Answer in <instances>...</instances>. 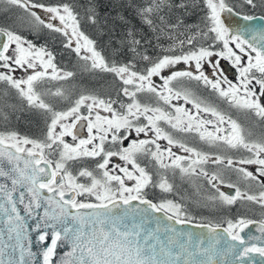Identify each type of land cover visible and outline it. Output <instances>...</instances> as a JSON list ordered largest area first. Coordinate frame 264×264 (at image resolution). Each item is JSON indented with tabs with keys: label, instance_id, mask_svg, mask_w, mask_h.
I'll return each mask as SVG.
<instances>
[{
	"label": "snow or ice",
	"instance_id": "snow-or-ice-1",
	"mask_svg": "<svg viewBox=\"0 0 264 264\" xmlns=\"http://www.w3.org/2000/svg\"><path fill=\"white\" fill-rule=\"evenodd\" d=\"M0 4L23 10L11 26L0 27V37L4 38L0 41V69L4 70L0 71V83L15 90L30 107L41 110L45 123L38 138L16 132L0 134V178L11 182V188L0 184V197L5 201L0 204V212L6 216L9 240L13 234L17 240L12 252L7 253L9 258L0 259V264H39L30 242L27 249L20 243L27 228L14 198L18 188L27 192V202L21 191L19 203L28 216L36 219L39 213L35 210L43 208L34 229L39 233V242L46 244L41 253L43 264H54L61 243H69L71 251L59 264H205L182 261L180 254L172 260H159L154 250L141 247L139 232L121 231L115 219L108 226L114 210L121 205L132 207L133 201L144 205L143 211L163 213L175 224L191 223L182 205L167 199L154 203L147 198L145 190L149 187L173 192L174 185L167 178L169 170L173 177L178 172L190 183L193 177L203 179L214 189L202 197L206 206L240 202L264 210V131L255 135L252 126L225 114L197 94L201 85L210 89L253 124L264 128V31L251 34V40L239 31L234 34L222 18L224 13L234 12L229 0H143L133 4L144 29L130 27L123 33L120 47L114 51L125 55L124 60L106 58L97 49L96 41L81 30L82 23L99 24L92 4L85 8L83 17L74 5L63 2L46 5L38 0H0ZM244 4L257 7L255 0H244ZM197 6L206 9L205 15L200 24L189 25L185 16ZM260 6H264V0ZM35 9L47 14V18ZM120 19L127 23L124 17ZM243 19L252 21L256 17L245 14ZM43 29L62 36L63 47L83 61L84 70L110 74L112 84L106 98L84 93L73 96L74 73L60 69L53 52L23 35L24 30ZM257 40L261 42L259 47ZM217 44L221 46L219 51ZM157 47L161 54L154 56L149 50ZM177 47L181 49L179 53ZM214 56L231 62L238 82L222 72V78L215 79L205 74L202 69L206 63L216 70L220 68L219 61L209 60ZM176 65H189L190 70L164 72ZM17 68L33 71L17 79L13 75ZM154 77L163 81L162 86H157ZM46 79L67 82L66 87L48 92L59 98L56 103L66 100V108L57 110L55 103L42 98L38 88ZM181 100L191 108L172 103ZM205 114L211 118H205ZM165 125L172 131L165 130ZM83 129L86 138L80 136ZM173 133H195L206 149L189 146ZM159 141H166L167 147L162 148ZM173 148L186 155H178ZM230 153L240 155L237 158ZM205 165H216L218 169L210 171ZM129 181L133 183L129 185ZM195 187L198 193L202 191L198 183ZM81 196L94 197L98 203L78 200ZM223 223L226 227L218 224L209 228L213 233L219 229L233 242L221 253L225 257L223 264H231L229 256L236 264H255L256 255L264 258V246L252 243L258 238L242 235L258 224L256 231L259 238H264V218L257 221L241 216ZM49 228L50 234L46 230ZM17 247L19 260L14 256ZM5 255L0 249V257Z\"/></svg>",
	"mask_w": 264,
	"mask_h": 264
},
{
	"label": "flooded vegetation",
	"instance_id": "flooded-vegetation-1",
	"mask_svg": "<svg viewBox=\"0 0 264 264\" xmlns=\"http://www.w3.org/2000/svg\"><path fill=\"white\" fill-rule=\"evenodd\" d=\"M240 1L244 3V0H240ZM234 10L242 15L248 14V15H253L255 17L264 16L263 13L251 14L249 13L250 12L249 10L248 11H244L241 9H238V10L234 9ZM210 60L213 62L219 61L220 68L216 70L213 68L212 64L206 63L205 66L208 69L207 75L209 76V78H212V79L222 78L220 76V73L222 72L223 75L227 76L229 80H232L233 82H238V74L235 71V69L231 66V62L222 61L217 56L213 58L211 57ZM182 69L183 68L182 67L180 68V65H178L176 70L182 71ZM169 70L170 69H165L164 72L170 74ZM32 71L33 70L31 69L25 71V69L17 68L16 71L13 73V75H14V78L24 79L27 77V75L31 74ZM79 74L80 75L85 74V76H87L86 72H81ZM154 80L156 81L157 86L158 84L162 86L163 81L160 78L154 77ZM49 81L51 80L46 79L44 82H41L38 88V90L41 93H43L42 98L45 100V102L55 103L57 110H62L66 108L68 104L66 100H59V102L56 103V101L59 98L48 95L49 91H52V92L54 91L50 87H48L51 84ZM224 86L226 87V85ZM6 91H7V94L5 95ZM79 91L80 93L84 92L81 90ZM206 91L207 90H204L203 92H206ZM209 91L211 90L209 89ZM72 94L75 97L78 94V91H76L75 93L72 92ZM203 94L207 100H209V97H210V99H212V104L216 106L220 111L224 112L227 115H231L234 119H237L241 123L252 126L255 135L259 136L260 133L264 131V128H262L258 123L253 124L252 121H249L243 114L239 113L236 109L231 108L226 103L218 104L214 97L215 93L211 92V93H203ZM178 104L183 105L185 107L190 106V105H184L182 101H180V103ZM19 108H22V109L18 110ZM101 114L107 115V113H103V112H101ZM4 116H7V119H4ZM206 118H211V117H206ZM3 119L5 120L4 125H6L7 127L5 129H2L0 131V134H6L10 130L15 129L17 130V133L20 136H25L29 138H38L41 134V130L45 127L44 118L41 114V110L30 107L27 104L26 100H24L21 97L15 96L13 91L9 89H4L0 85V120H3ZM164 127H165V130L172 131L166 125ZM208 129L211 131L212 126L209 125ZM173 134L175 135L177 139H180L181 141L188 144L189 146L197 147L201 150L206 149V146L203 144L202 141L199 140L197 134L195 133H189V134L173 133ZM80 136L81 138L87 137L86 129L80 130ZM141 138H147V137L141 136ZM67 139L69 140V142H71L70 138H67ZM159 143L161 144L162 148L167 147L166 141H159ZM173 151L176 152L178 155H186L185 153H183L181 150L177 148H173ZM230 154L237 158L240 155L239 153H230ZM118 163L122 164L123 162H118ZM142 164H143V161H142ZM204 167L209 169L210 171L213 169H218V166L216 165H205ZM149 169L151 170V165H149ZM167 178L169 179L168 173H167ZM234 178L235 177H233V179ZM184 180L185 179L180 178V175L177 172L175 182L178 186H180V193L182 191L183 192L187 191V196L190 199H193V200L180 199V205L183 206V211L185 213H192V214H197L198 216H204V217H207L208 219V220H204L201 222L198 219H191L190 224L208 225L211 227L219 224L221 227H226V223H223V221L226 219L235 220L241 216H244V217L259 221L261 218H264V210H261L258 205L250 204V203H245L242 205L240 202H237V204L233 206H217L213 204L212 206H206V208L208 209H206L205 206L204 208H201L202 207L201 203L205 202L204 199L202 198L203 195L210 193V192H214L215 190L212 189L210 186H208L203 179L196 180L195 178L196 181L193 180L194 182H192V184H194V188H191L190 187L191 184H186ZM185 181H188V180H185ZM132 183L133 182L131 181L128 182L129 185H131ZM197 183L200 185L202 189V191L199 193L196 191V187H195ZM222 190L229 194L232 193L231 189L222 188ZM145 191L148 193L147 198L152 200L154 203H160L164 199L170 200L169 193H163L160 191L159 188L149 187ZM254 191H258V189H254ZM78 200H81L84 202H90V203H98V201H96L94 197H88V196L78 197ZM257 227H258V224L252 225L250 229H246L245 232L242 233V235H244L246 238L248 236H255L258 239L252 241V243L257 244L258 246H264V238H259L260 233L256 231ZM47 243H50V238L47 241ZM36 252L40 253L42 252V250L37 249ZM253 260L255 261V264H262V261H264V258H261L258 255H256L253 257ZM244 264H247V261H245Z\"/></svg>",
	"mask_w": 264,
	"mask_h": 264
},
{
	"label": "water",
	"instance_id": "water-1",
	"mask_svg": "<svg viewBox=\"0 0 264 264\" xmlns=\"http://www.w3.org/2000/svg\"><path fill=\"white\" fill-rule=\"evenodd\" d=\"M261 16H257L255 20L245 21L243 15L234 10L232 14L224 13L222 18L225 21L226 26L235 34L239 31L246 39L251 40V34H259L264 31V19H260ZM4 38L0 37V41ZM257 46L261 45L259 40L256 41ZM0 184L6 185L11 188V182L0 178ZM21 191L25 192V202H27V192L24 189H17L14 193V198L17 201V209L21 216L24 218L26 232L22 233L20 243L25 249L30 247L31 251L35 254L34 259L43 264L42 252L46 247L45 243H41L38 240V232L35 231V225L39 220V216L43 215V208L35 210L39 213L36 219L28 216L24 212V205L19 203V194ZM47 195V193H44ZM5 203L2 197H0V204ZM144 205H139L138 202L133 201L132 207H125L121 205L120 208L115 209L113 214L109 217V227L112 219H115L116 226L121 231H137L140 234V245L149 250H154L156 258L159 260H172L176 254L181 255V260H191L197 262L215 261L216 264H223L225 257L221 255L223 249L232 244L225 233L218 231L216 233L210 232L209 227H197L195 224L185 223L183 225L175 224L174 221L166 219L163 213H153L151 211H143ZM140 209V210H137ZM175 229L172 231L171 229ZM49 234L52 229H46ZM147 241V243H145ZM17 244L15 234L13 238L9 240L8 227L6 224V216L3 212H0V249H2L6 255L0 257V259L7 260L9 257L7 253L12 252L13 247ZM37 249L42 252L37 253ZM163 249V251H162ZM71 251L69 243H61L58 245L56 256L53 258L54 264H59L61 259H64L66 253ZM171 255H168V253ZM203 253V254H202ZM191 254V255H190ZM15 259L20 258V248H16L14 253ZM27 259V254H25ZM227 260L231 264H236L233 257H227Z\"/></svg>",
	"mask_w": 264,
	"mask_h": 264
},
{
	"label": "trees",
	"instance_id": "trees-1",
	"mask_svg": "<svg viewBox=\"0 0 264 264\" xmlns=\"http://www.w3.org/2000/svg\"><path fill=\"white\" fill-rule=\"evenodd\" d=\"M38 2L46 5H54L61 2L72 4L76 7L81 17L84 16L85 8L89 4L94 5L99 16V24L92 25L91 23H82L81 30L96 41L97 49L102 51V54L108 59H112L114 56L120 60L126 59L125 55L122 53L118 55L116 51H114L120 47L119 41L123 33L130 27H135L137 30L144 29V26L136 16L135 10L132 7L133 4L141 3L143 0H38ZM205 12L206 9L202 6L193 7L189 10V14L185 16V22L193 26L200 24ZM120 17H124L127 23L122 21ZM36 32L35 35H26V38L33 41L36 45L44 46L49 51L53 52L55 55V63L60 69L72 71L77 75L75 81L82 82L83 84L85 83L87 90L98 88L104 90L103 93L111 90L112 79L108 78L110 74L106 73V75H109L107 76V83L104 81L98 82V77H91V75H98L97 71L85 70L84 72H89L90 76L85 79V81L84 79L81 80V75L79 73L82 71L83 62L79 60V57L70 49L64 48L62 42L56 40L57 37L53 33L47 31L39 34L38 31ZM219 45L220 44L216 45V49H220ZM204 46L207 47V42H204ZM184 50L186 51L187 48ZM149 51L154 56L161 54V49L159 47L150 49ZM180 51L181 49L177 47L176 52L179 53ZM77 62L79 63L78 67H76ZM95 79L96 82L94 84ZM78 93H80V91H78Z\"/></svg>",
	"mask_w": 264,
	"mask_h": 264
},
{
	"label": "rangeland",
	"instance_id": "rangeland-1",
	"mask_svg": "<svg viewBox=\"0 0 264 264\" xmlns=\"http://www.w3.org/2000/svg\"><path fill=\"white\" fill-rule=\"evenodd\" d=\"M255 2H256V4H257V7H255V8H252L251 6H248V5H246V4H244L242 1H240V0H229V3L231 4V5H234V9H241V10H244V11H250L249 13H251V14H257V13H263L264 14V6H260L261 5V0H255ZM22 11L23 10H21V9H18V8H6L4 5H2V4H0V26L1 27H3V28H8L9 26H11L12 24H13V21L14 20H16V18H17V15L18 14H20V13H22ZM35 11H37L38 12V14H40L42 17H44V18H47V14H45V13H43L40 9H35ZM253 12V13H252ZM38 32H39V34H41V32H47L48 30L47 29H43V30H37ZM49 32V31H48ZM37 32H29V31H27V30H24V32H23V35L26 37V35H29V34H33V35H35ZM57 38H56V40H58L59 42L60 41H62L64 38L62 37V36H60L59 34H54ZM31 41V40H30ZM57 41V42H58ZM31 42H33V41H31ZM34 43V42H33ZM35 44V43H34ZM36 45V44H35ZM38 46V45H37ZM220 46V45H219ZM221 47V46H220ZM234 47V46H233ZM217 51H219L220 49H216ZM238 51V50H237ZM215 57V56H214ZM213 58V57H212ZM220 58V57H219ZM221 59V58H220ZM209 60H210V58H209ZM222 61H227V60H223V59H221ZM83 62V61H82ZM227 62H230V61H227ZM208 64V63H207ZM211 64V63H210ZM206 65V64H205ZM79 66V63L77 62L76 63V67H78ZM209 66V65H208ZM232 66V65H231ZM177 67H178V65H176L174 68H172V69H170L169 70V72H171V71H177L176 69H177ZM183 68L182 69V71H185V70H190V66L189 65H180V68ZM81 68V67H80ZM79 68V69H80ZM204 72H205V74L207 75V71H208V69H207V67L206 66H204V68L202 69ZM0 71H3L2 69H0ZM85 70L83 69V67H82V71L81 72H84ZM97 73H98V75H91V77H98V82H105V83H107V76H109V75H106V73H101V72H99V71H97ZM90 76V73L89 72H87V76H85V74H83V75H81L80 77H81V80L82 79H84V81H85V79H87L88 77ZM76 77H77V75L74 73V76H73V78H72V82H71V84H72V89L71 90H73L72 92H76V91H79L80 90V88H81V91H84L83 93H85V94H96V95H100V96H102V97H105L106 98V96H107V94H108V92L109 91H105V93H103L104 92V90H100V89H98V88H92L91 90H87V88H86V85H85V83L83 84L82 82H77V81H75V79H76ZM108 78H111V76H109ZM109 80H111V79H109ZM48 82V81H47ZM51 84H50V86H48V87H50L52 90H56V88L57 87H59V86H67V82H65V81H49ZM95 82H96V79L94 80V84H95ZM100 84V83H99ZM0 85H1V87L2 88H4V89H7V87L3 84V83H0ZM78 87V88H77ZM158 87H160V85L158 84ZM9 90H11V91H13L14 92V94H15V96H17V97H19L16 93H15V90H12V89H9ZM194 91H195V89H193ZM204 90H207L206 92H203ZM53 91V92H54ZM203 93H211V91H209V89H205L202 85L200 86V88H199V91H198V95H201L203 98H206L205 96H204V94ZM53 97V96H52ZM51 97V98H52ZM214 97H215V99H216V101H217V103L218 104H225L223 101H221L219 98H218V96L217 95H215L214 94ZM20 99V98H19ZM182 101V100H181ZM210 103H212V99H210V97H209V100H208ZM173 104H178V103H180V101H173L172 102ZM182 103H183V101H182ZM180 105V104H179ZM186 107H188V108H191L190 106H186ZM22 108H19L18 110H21ZM193 112L195 111L194 109L192 110ZM206 117H209V116H207L206 114H205V118ZM4 123H5V120L3 119V120H0V131L2 130V129H5L7 126L6 125H4ZM9 132H16L17 133V130H15V129H12V130H10ZM8 132V133H9ZM20 132V131H19ZM168 175H169V182H171V183H173V185H174V190H173V192L172 193H169V199L170 200H172L173 202H175V203H178V204H180V199H189V200H193V199H190L188 196H187V191H182L181 193H180V186H178L177 184H176V182H175V179H176V176L175 177H173V174H172V172H171V170H169L168 171ZM186 180V179H185ZM184 180V182L186 183V184H191L190 185V187L191 188H194V184H192V183H189L188 181H185ZM193 180H195V178L193 177ZM196 181V180H195ZM194 182V181H193ZM201 205H202V207L201 208H204V206H205V208H206V202H202L201 203ZM182 208H183V206H182ZM206 209H208V208H206ZM188 216H190L192 219H198L200 222L201 221H204V220H208L207 219V217H204V216H198L197 214H192V213H186Z\"/></svg>",
	"mask_w": 264,
	"mask_h": 264
}]
</instances>
